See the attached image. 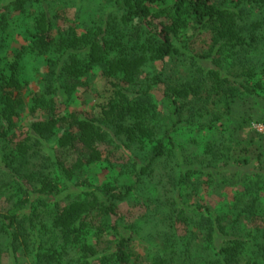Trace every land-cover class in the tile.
Returning a JSON list of instances; mask_svg holds the SVG:
<instances>
[{
	"label": "trees",
	"instance_id": "obj_1",
	"mask_svg": "<svg viewBox=\"0 0 264 264\" xmlns=\"http://www.w3.org/2000/svg\"><path fill=\"white\" fill-rule=\"evenodd\" d=\"M32 58L45 68L28 106ZM93 72L98 111L70 109ZM244 95L264 103V0H3L0 259L21 249L32 264H264V143L259 170L228 172L249 165L244 148L214 141ZM117 150L124 164L109 160ZM226 187L225 207L203 202ZM138 190L151 195L147 217L120 229L110 218Z\"/></svg>",
	"mask_w": 264,
	"mask_h": 264
},
{
	"label": "rangeland",
	"instance_id": "obj_2",
	"mask_svg": "<svg viewBox=\"0 0 264 264\" xmlns=\"http://www.w3.org/2000/svg\"><path fill=\"white\" fill-rule=\"evenodd\" d=\"M51 3L53 0H49ZM99 0H88V3L90 7H96ZM3 3V0L0 1V6ZM73 9H66V10H60L61 16L60 19V25H64L65 27L69 26L70 24H73L74 22V15H73ZM88 9L85 10L84 14L80 18H78L79 22H83L87 16ZM19 41H16L12 45L18 46ZM30 62H26L25 64V77L29 82L28 87L26 88V104L29 106L31 103L32 96H36L41 91V83H40V77L39 73L44 71L45 64H44V58L35 60L34 58L28 60ZM104 85V80L99 76L97 72L91 73L88 85L86 88L78 90L72 99V102L70 104V109L77 110L79 112H86V113H93L97 112L98 104L102 101V88ZM157 98L161 100V96L157 95ZM24 116V124L25 125L29 118H31V114L26 112ZM226 119L221 120L223 126L225 129L220 133V135H216L217 137H214V141H217L218 147L226 146V143L230 140L236 139L238 141L237 144L241 145L240 148H236L235 152L243 149V153H239L241 155V158L247 157L249 161V165L244 166L242 163L240 164H228V168H226V171L233 172L237 169H255L259 170V161L256 158V154H259V144L264 143V128L261 125V122L264 121V103L259 101V98H256L254 96H242L239 100V103L233 107L231 114H226ZM242 124L244 122V128L239 130V124ZM259 135L263 139H259ZM250 137L254 138V144L249 145L248 140ZM1 148V147H0ZM251 151V152H250ZM257 152V153H255ZM248 153V155H246ZM237 154V153H236ZM109 160L113 162V165H120L124 164L127 159L122 156V153L120 150L114 151V153L111 154L109 157ZM242 161V160H241ZM159 164V163H158ZM170 165L168 166L167 170L169 172ZM109 173L108 169H97L93 173V176L96 180L99 181H105L107 174ZM130 183V182H128ZM133 184V183H130ZM232 188L226 187L224 190L220 193V195H209L205 193L203 196V202H207L211 204L212 206H216L217 202L219 203L218 207L223 208L226 206L227 200L231 199L232 197ZM150 194L147 190L144 191H136L135 195H132L129 199H127L123 203H119L117 210H116V216L110 218L111 223L119 226L120 229L126 230L125 228L129 225L134 223H139L141 218L143 217L146 212L149 210L150 202L148 201L150 198ZM224 200V201H223ZM228 200V201H229ZM10 203H8L5 199V197H0V212H6V210L9 208ZM230 208V207H229ZM146 221V222H145ZM143 224H148V220H143ZM144 231H149L148 227H144ZM141 248L137 247L134 249V252L137 254H141ZM0 264H32L31 258L29 257L28 253L25 250H18L15 255L12 257L7 253H4L1 255ZM240 264H245V258L242 259Z\"/></svg>",
	"mask_w": 264,
	"mask_h": 264
}]
</instances>
